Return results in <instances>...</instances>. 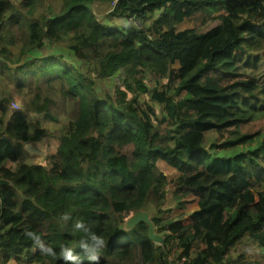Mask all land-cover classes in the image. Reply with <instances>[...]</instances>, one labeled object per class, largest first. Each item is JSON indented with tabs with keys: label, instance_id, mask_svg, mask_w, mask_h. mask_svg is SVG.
I'll return each mask as SVG.
<instances>
[{
	"label": "trees",
	"instance_id": "trees-1",
	"mask_svg": "<svg viewBox=\"0 0 264 264\" xmlns=\"http://www.w3.org/2000/svg\"><path fill=\"white\" fill-rule=\"evenodd\" d=\"M94 1L0 0V137H58L38 162L22 144L12 158L0 143V264H64L26 232L59 253L83 236L75 220L106 240L100 264H264V0H116L103 19ZM193 13L207 18L179 29ZM192 41L202 53L176 79L171 64L187 61ZM59 43L71 57L51 50ZM30 59L34 74L25 69ZM119 70L112 96L98 81ZM146 93L164 116L154 120L156 109L139 102ZM15 98L23 110L11 113ZM66 110L58 132L31 131L30 114L56 120ZM11 159L16 180L2 173ZM166 163L178 171L171 184L159 169ZM168 187L178 204L194 201L185 218L161 219ZM149 191L162 243L149 238L147 223L127 218L144 210Z\"/></svg>",
	"mask_w": 264,
	"mask_h": 264
},
{
	"label": "rangeland",
	"instance_id": "rangeland-1",
	"mask_svg": "<svg viewBox=\"0 0 264 264\" xmlns=\"http://www.w3.org/2000/svg\"><path fill=\"white\" fill-rule=\"evenodd\" d=\"M12 3H17V0H10ZM54 5L57 4V0H50ZM90 8L92 9L93 13L99 17L100 19L106 18V14L108 12L113 11L114 9V4L112 3V0H95L93 2V5H90ZM207 17L202 14L198 13H193L189 15H184V17L178 22V28L182 29L185 27H199V21L204 20ZM133 19V18H131ZM154 19V16L150 17L147 20V24H150L152 20ZM125 18H117L114 17L112 20L109 22H122L124 21ZM134 20V19H133ZM135 23L137 25H142L141 22L138 20H135ZM16 28V25L12 26V30ZM19 34V33H17ZM3 46V43H0V49ZM202 47L203 43L198 42V41H192L191 43V52L190 55L187 59V61L183 64L179 63L178 61L174 62L171 64V71H173L175 78L176 79H181L183 78L190 70H192L197 62V59L199 58L200 54L202 53ZM13 50H18L19 49V42L17 44L12 45ZM51 50H59L64 52L67 55V58L71 57L69 49L66 47L64 43H59V44H54L51 48ZM34 60L30 59V61L27 62V66L25 69L29 74H34L36 72V68L34 65ZM123 80V72L122 70H119L116 74L113 76L101 79L98 81L99 86L102 88L104 92H108L110 95H114L116 87L120 86L122 84ZM161 82H166V79H163ZM147 85L152 89L155 86L153 82H147ZM173 89L177 88V84H172ZM161 89L160 87H157ZM129 97L132 98V92H128ZM151 93H146V94H140L139 95V102H148L150 103L155 109L156 113L154 114L153 118L159 117V116H164L165 111L162 108V104L157 101L153 100L151 98ZM16 102L19 103L20 105V110L22 111L23 108L21 107V99L20 98H15L14 99ZM134 104H137L138 102H133ZM10 104V103H9ZM12 105V104H11ZM15 107V105H12ZM69 109V108H68ZM11 107L10 112H15ZM30 126H31V131L33 132L35 129L41 127L45 130H48L49 133H55L58 132L61 126H63L68 120H69V114L68 111L66 110L65 112H60L57 114V119L52 120L49 118H46L43 113H32L29 115L27 118ZM149 124V123H148ZM208 138L206 140V145L209 146ZM0 143L6 145L8 148V152L10 156L13 158L17 155L18 153V146L22 144L25 149L27 150H35L36 154H41V150H49L50 148H54L56 144L58 143V137L57 136H48L44 135L39 139H31L26 136H21L18 135L16 137H12L10 135H2L0 137ZM250 148L249 146H243L237 148V150H245ZM48 154V152H46ZM45 158V155H44ZM12 160V159H11ZM159 169L167 174L168 180L170 184L173 182L174 178L178 175V172L176 173V170L171 166V168L165 167L162 168V165H160ZM3 176L9 180H16V172L12 169L11 165L5 166V168L2 171ZM24 188L22 189L24 193L28 195H33L34 192L30 191L29 188L25 185H21ZM195 205L194 201H187L182 204H178V200L176 199L173 190L168 187L166 189V195L163 200V208L166 209L165 213L161 216V219H169L173 217H179V218H185L182 217L181 215L186 213L190 208H192ZM144 212L148 214L149 218L151 219V216L155 214V204H154V199H153V193L151 191L148 192L147 195V201L144 205ZM135 214L134 211H130L127 213V218L133 217ZM200 240L196 239L194 243V248H198Z\"/></svg>",
	"mask_w": 264,
	"mask_h": 264
},
{
	"label": "clouds",
	"instance_id": "clouds-1",
	"mask_svg": "<svg viewBox=\"0 0 264 264\" xmlns=\"http://www.w3.org/2000/svg\"><path fill=\"white\" fill-rule=\"evenodd\" d=\"M71 219L70 214L67 213L61 216V220L65 223ZM72 227L75 231L83 233V236L75 246H60L59 253H57L53 247L46 244L38 233L28 231L26 235L42 254L53 258L58 257L64 264H84L85 260L87 264H100L101 252L107 247L106 240L101 235L94 232L83 220H75ZM77 248L83 252V259L76 251Z\"/></svg>",
	"mask_w": 264,
	"mask_h": 264
},
{
	"label": "water",
	"instance_id": "water-1",
	"mask_svg": "<svg viewBox=\"0 0 264 264\" xmlns=\"http://www.w3.org/2000/svg\"><path fill=\"white\" fill-rule=\"evenodd\" d=\"M139 221H143L145 223L148 224L149 226V238L156 242V243H162L163 236L160 234H157L155 232V228L153 225V222L151 221V219L149 218L148 214L145 213L144 211H137L133 217L130 218V223L134 224L137 223Z\"/></svg>",
	"mask_w": 264,
	"mask_h": 264
},
{
	"label": "crops",
	"instance_id": "crops-1",
	"mask_svg": "<svg viewBox=\"0 0 264 264\" xmlns=\"http://www.w3.org/2000/svg\"><path fill=\"white\" fill-rule=\"evenodd\" d=\"M26 151H28L30 154L33 155V159L36 162H38V161H44L45 160L44 159V155H45V151L44 150H41L42 151L41 154H36L35 150H26ZM9 165H11L10 161L7 163L6 166H9ZM11 167H12V169L14 171H17V169H18V163L16 162V164L11 165ZM165 167L171 168V166L168 165L167 163L162 165V168H165ZM177 172L178 171L176 170V173ZM197 239L200 240V242L198 244V248H199L200 245H201L202 236L200 234H198ZM7 264H39V263H21V262L15 261V260H10Z\"/></svg>",
	"mask_w": 264,
	"mask_h": 264
},
{
	"label": "built area",
	"instance_id": "built-area-1",
	"mask_svg": "<svg viewBox=\"0 0 264 264\" xmlns=\"http://www.w3.org/2000/svg\"><path fill=\"white\" fill-rule=\"evenodd\" d=\"M115 2H116V0H112V3H113V4H115ZM11 104H12V105H15V107L11 105L15 110H20V105H19L18 102L13 101Z\"/></svg>",
	"mask_w": 264,
	"mask_h": 264
},
{
	"label": "bare ground",
	"instance_id": "bare-ground-1",
	"mask_svg": "<svg viewBox=\"0 0 264 264\" xmlns=\"http://www.w3.org/2000/svg\"><path fill=\"white\" fill-rule=\"evenodd\" d=\"M16 162H17V160H16V159H12V160L10 161L11 165H14V164H16Z\"/></svg>",
	"mask_w": 264,
	"mask_h": 264
}]
</instances>
